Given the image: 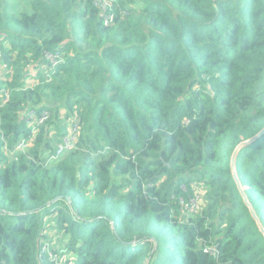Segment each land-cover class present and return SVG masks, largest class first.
<instances>
[{"label": "trees", "instance_id": "1", "mask_svg": "<svg viewBox=\"0 0 264 264\" xmlns=\"http://www.w3.org/2000/svg\"><path fill=\"white\" fill-rule=\"evenodd\" d=\"M12 1L0 0V264H264L231 167L264 129V0H111L110 25L95 0ZM50 52L64 61L45 72ZM28 107L51 119L9 155ZM73 123L77 147L47 163ZM236 171L264 227V133ZM195 184L206 207L180 218Z\"/></svg>", "mask_w": 264, "mask_h": 264}, {"label": "built area", "instance_id": "2", "mask_svg": "<svg viewBox=\"0 0 264 264\" xmlns=\"http://www.w3.org/2000/svg\"><path fill=\"white\" fill-rule=\"evenodd\" d=\"M94 5L103 9L101 18L105 24H113L115 22V11L111 0H95ZM64 61V55L58 52H50L45 54V72L55 69L59 63ZM10 70V66L4 62L0 57V77L5 75ZM8 99V95L4 96L0 90V105L5 103ZM22 121L26 124L29 130V135L19 139L13 145L6 144L4 146L5 152L11 155H19L21 153L28 152L33 146V140L37 138L38 133L43 127H47L50 119V112L44 108L28 107L22 111ZM66 132L58 141L47 159V163L54 162L57 158L65 155L67 152L77 147L79 139L80 128L78 124H71ZM192 194L187 197H183L180 200V207L184 210L185 214H191L193 212L201 213L203 207L206 204L205 193L202 187L198 185H192ZM183 190L188 191L187 186L183 185Z\"/></svg>", "mask_w": 264, "mask_h": 264}, {"label": "water", "instance_id": "3", "mask_svg": "<svg viewBox=\"0 0 264 264\" xmlns=\"http://www.w3.org/2000/svg\"><path fill=\"white\" fill-rule=\"evenodd\" d=\"M262 133H264V129H263L262 131H260L258 134H256L255 136H253L252 138H250V139H248V140H245V141H242V142L237 146V148L235 149V151H234V153H233V155H232L231 167H232V171H233V176L235 177V179H236V181H237L238 188H239V190H240V192H241V194H242V196H243V198H244L246 204L251 208V213H252L253 217L257 220V222H258V224H259V227H260L261 231L264 233V227H263V225L261 224V222H260V220H259V217H258V216L256 215V213L254 212V210H253V208H252V206H251V203L249 202V199H248V197H247V194L245 193V191H244V189H243V187H242V184H241L240 180L237 178V171H236V158H237V155H238V153H239V150H240L242 147H244V146H246V145H248V144L254 142L255 140H257V139L262 135ZM54 200H55V199H54ZM54 200H52V201H54ZM52 201H51V202H52ZM51 202H49L48 204H50Z\"/></svg>", "mask_w": 264, "mask_h": 264}, {"label": "rangeland", "instance_id": "4", "mask_svg": "<svg viewBox=\"0 0 264 264\" xmlns=\"http://www.w3.org/2000/svg\"><path fill=\"white\" fill-rule=\"evenodd\" d=\"M13 2L17 3L18 6L20 7V9L30 10L29 7H28V5H26V0H13L12 3H13ZM42 108L47 109V108H45V107H42ZM47 110L50 112L49 109H47ZM64 114H65L64 111H61V112H60V115H64ZM50 119H51V112H50ZM50 119H49V121H50ZM197 185H198V184H197ZM198 186H199V185H198ZM205 207H206V204H205V206L203 207V211H204ZM175 212H176V213L178 212V216H179L180 218L184 217V210H183L182 207H179V209H177V211H175ZM199 214H200V213L193 212V213H191V214H185V216H196V215H199ZM184 218H185V217H184ZM51 221H53V220L50 219L49 222H51ZM49 226H50V224H48V227H49ZM53 226H54V225H51V227L48 229V232H51V231L54 230V229H53ZM61 235L64 237L63 234H61ZM57 238H58V236H56V241H57ZM59 240H60V239H59ZM50 242L52 243V242H54V241L51 239Z\"/></svg>", "mask_w": 264, "mask_h": 264}, {"label": "crops", "instance_id": "5", "mask_svg": "<svg viewBox=\"0 0 264 264\" xmlns=\"http://www.w3.org/2000/svg\"><path fill=\"white\" fill-rule=\"evenodd\" d=\"M52 225V224H51ZM51 225L49 226V228L51 227Z\"/></svg>", "mask_w": 264, "mask_h": 264}]
</instances>
